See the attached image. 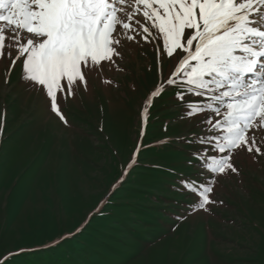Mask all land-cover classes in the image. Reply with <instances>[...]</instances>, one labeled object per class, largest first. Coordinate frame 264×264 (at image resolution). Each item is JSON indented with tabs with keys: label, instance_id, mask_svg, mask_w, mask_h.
I'll return each mask as SVG.
<instances>
[{
	"label": "rangeland",
	"instance_id": "374dc122",
	"mask_svg": "<svg viewBox=\"0 0 264 264\" xmlns=\"http://www.w3.org/2000/svg\"><path fill=\"white\" fill-rule=\"evenodd\" d=\"M136 19L143 22L142 16ZM152 32L156 38L148 42L136 33H130L135 40L114 33L120 55L86 74V89L81 84L63 99L58 93L67 124L50 110L46 92L23 79L25 57L12 67L16 48H5L0 58L5 264L47 249L54 258L70 250L71 264H264V156L254 160L255 153L236 150L232 163L238 174L215 176L210 195L215 203L207 210L196 207L198 198L183 191L180 181L204 182L211 175L200 174L194 153L207 145L196 138L221 134L204 122L222 120L223 110L219 116L184 115V102L176 97L181 86L164 81L186 54H158L162 41ZM159 86L164 91L145 118L146 101ZM185 100L208 102L192 95ZM249 135L260 142L264 128ZM260 147L264 151V143Z\"/></svg>",
	"mask_w": 264,
	"mask_h": 264
},
{
	"label": "snow or ice",
	"instance_id": "6c2138e0",
	"mask_svg": "<svg viewBox=\"0 0 264 264\" xmlns=\"http://www.w3.org/2000/svg\"><path fill=\"white\" fill-rule=\"evenodd\" d=\"M153 29L162 41L158 54H186L164 81L181 86L176 97L184 102V115L211 111L219 116L223 110L222 120L204 122L221 134L196 138L207 145L194 153L200 174L211 175L204 182L180 181L183 191L198 198L196 207L207 210L215 203L210 199L214 177L238 174L232 163L236 150L255 153L254 160L264 156V140L249 135L264 128V0H0V58L6 47L17 51L12 67L25 57L23 79L46 92L50 110L65 124L58 93L63 99L75 95L81 84L86 89V74L120 55L114 33L128 40H135L130 33H136L148 42L156 38ZM163 91L159 86L147 99L145 118ZM187 95L208 102L186 101Z\"/></svg>",
	"mask_w": 264,
	"mask_h": 264
},
{
	"label": "trees",
	"instance_id": "16d2710c",
	"mask_svg": "<svg viewBox=\"0 0 264 264\" xmlns=\"http://www.w3.org/2000/svg\"><path fill=\"white\" fill-rule=\"evenodd\" d=\"M58 246H59L58 248H62L63 250V247L61 245H58ZM51 252L53 251H50V249H47L45 252H40V254L38 253L39 255H37V253H24L20 255L17 258V260L22 261L23 264H71L72 257H70L69 254H72V253L70 250L66 252L65 251L62 252L60 254L61 258H57V257L54 258L55 254L53 255V253ZM85 253L88 254L89 252L86 250ZM17 260L12 259L10 261V264H18Z\"/></svg>",
	"mask_w": 264,
	"mask_h": 264
},
{
	"label": "bare ground",
	"instance_id": "6f19581e",
	"mask_svg": "<svg viewBox=\"0 0 264 264\" xmlns=\"http://www.w3.org/2000/svg\"><path fill=\"white\" fill-rule=\"evenodd\" d=\"M169 62V61H168ZM167 63V62H166Z\"/></svg>",
	"mask_w": 264,
	"mask_h": 264
}]
</instances>
